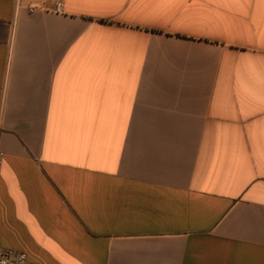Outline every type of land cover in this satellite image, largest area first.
<instances>
[{"label":"crops","instance_id":"1","mask_svg":"<svg viewBox=\"0 0 264 264\" xmlns=\"http://www.w3.org/2000/svg\"><path fill=\"white\" fill-rule=\"evenodd\" d=\"M0 144L31 262L264 264V0H0Z\"/></svg>","mask_w":264,"mask_h":264},{"label":"built area","instance_id":"2","mask_svg":"<svg viewBox=\"0 0 264 264\" xmlns=\"http://www.w3.org/2000/svg\"><path fill=\"white\" fill-rule=\"evenodd\" d=\"M35 9H36L35 7H32L31 12H34ZM55 11L57 13H62L61 2L57 3ZM3 168H4V152L0 144V181L3 174ZM0 264H36V263L31 262L28 259L27 254L24 252L3 248L2 237L0 235Z\"/></svg>","mask_w":264,"mask_h":264}]
</instances>
